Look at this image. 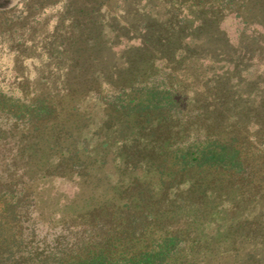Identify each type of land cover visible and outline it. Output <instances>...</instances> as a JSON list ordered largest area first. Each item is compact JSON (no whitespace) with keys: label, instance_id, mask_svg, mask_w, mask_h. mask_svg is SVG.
<instances>
[{"label":"trees","instance_id":"obj_1","mask_svg":"<svg viewBox=\"0 0 264 264\" xmlns=\"http://www.w3.org/2000/svg\"><path fill=\"white\" fill-rule=\"evenodd\" d=\"M159 4L160 21L143 25L134 53L121 56L125 65L95 70L110 96L127 97L128 107L133 105L124 108L117 102L124 118L132 119L118 132L121 164L115 184L83 159L85 152L77 148L81 140L53 104L0 95V110L6 109L11 130L19 134L11 149L9 182L0 192V223L21 221L24 209L23 222L29 220L36 199L30 185L37 177H50L51 170L74 187L73 195L64 197L63 209L70 212L81 202L80 211L70 212L59 224L61 230L81 236L71 255L28 264H264L263 213H254L264 208V81L242 77L243 63L259 50H243L232 63L217 62L214 52L205 53L209 41L197 42L209 35L221 49L229 47L218 26L225 15L239 19L243 32L254 28L257 42L264 37V0ZM191 9L197 19L193 38L186 33ZM199 59L209 65L200 74ZM92 61L106 63L105 58ZM160 72L165 83L154 87ZM208 72V81L199 87L196 80ZM180 76L194 90L188 118L177 116L174 106L175 97H184L172 90ZM53 157L57 163L50 169ZM209 171L222 176L206 179ZM233 192L237 196L229 198ZM229 201L230 213L221 214L228 224L217 221L216 227L214 204ZM36 210L40 218L46 213Z\"/></svg>","mask_w":264,"mask_h":264},{"label":"rangeland","instance_id":"obj_2","mask_svg":"<svg viewBox=\"0 0 264 264\" xmlns=\"http://www.w3.org/2000/svg\"><path fill=\"white\" fill-rule=\"evenodd\" d=\"M0 3L3 4L0 9V95L27 102L43 99L53 104L60 118L68 120V127L81 140L77 148L85 152L83 159L91 162L101 177L105 175L110 184H115L121 164L118 153L122 140L118 132L125 126L124 121L132 119L124 118L117 102L119 100L123 104L121 107L126 108L129 99L110 96L107 87L97 77L99 72L95 70L125 65L121 56L134 53L144 34L143 25L153 19L160 21L162 5L159 0H0ZM187 15L186 19L191 25L186 33L193 38L196 10L191 9ZM218 26L219 33H224L230 46L221 49V43L212 40L211 36H200L197 42L209 41L205 53L209 55L214 52V56L220 59L217 62L232 63L243 50H252V53L259 50L253 59L243 63L246 65L242 69V77L247 81H264V37L261 36L256 42L258 36L254 35V28L243 32L239 19L234 15L223 16ZM88 55L99 61L105 58L106 63L87 60ZM78 59L79 64L76 62ZM156 66L160 68L161 64ZM208 66L199 59L196 68L201 70L198 74ZM210 74H202L203 80H196L199 87L205 85L208 80L204 79H208ZM164 78L165 74L160 72L152 81L153 86L161 87L165 83ZM177 80L179 84L173 83L172 90L175 95L179 92L184 97H175L174 106L179 112L177 116H184L189 102L190 105L193 102L194 90L189 81H183L181 76ZM95 89L97 93H94ZM203 101L209 102V99L204 98ZM132 107L130 105L128 108ZM5 110H0L1 193L9 182L11 149L19 135L11 130L12 124ZM184 117L188 118L187 115ZM181 120L184 124L185 120ZM49 163L50 169H54L56 157ZM58 173L51 170L50 177H37L30 185L36 199H33L32 207L28 210L27 222H23L24 209L20 211L21 221L0 223V264L57 262L71 255L74 246L81 243V236L59 228L63 217L70 212L74 215L80 211L81 202L71 207L70 212L63 209L64 197L72 196L74 187L68 181H63ZM221 176L209 171L205 177ZM183 188L186 189V184ZM173 192H170V197ZM228 196L235 198L237 193ZM231 203L214 204L218 212L213 219L216 227L219 226L218 222L221 226L228 224V221H224L226 216L221 214L230 213ZM33 208L46 210V213L40 218ZM257 212L263 213L264 220V208L260 211L255 209L254 213ZM37 220H43L44 224L35 223ZM216 227L213 229L216 230ZM28 252L30 256L26 255Z\"/></svg>","mask_w":264,"mask_h":264}]
</instances>
